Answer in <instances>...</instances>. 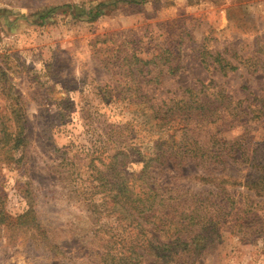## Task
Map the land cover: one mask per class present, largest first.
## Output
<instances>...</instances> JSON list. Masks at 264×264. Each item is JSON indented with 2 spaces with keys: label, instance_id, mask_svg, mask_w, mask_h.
<instances>
[{
  "label": "rangeland",
  "instance_id": "rangeland-1",
  "mask_svg": "<svg viewBox=\"0 0 264 264\" xmlns=\"http://www.w3.org/2000/svg\"><path fill=\"white\" fill-rule=\"evenodd\" d=\"M0 121L20 138L0 155V264H123L140 219L103 189L115 153L199 233L198 255L152 264H264V189L246 185L264 0H0ZM159 219L143 225L165 242Z\"/></svg>",
  "mask_w": 264,
  "mask_h": 264
},
{
  "label": "trees",
  "instance_id": "trees-1",
  "mask_svg": "<svg viewBox=\"0 0 264 264\" xmlns=\"http://www.w3.org/2000/svg\"><path fill=\"white\" fill-rule=\"evenodd\" d=\"M217 65L221 71L234 70L236 68L234 65L222 59L218 60ZM173 69L174 66H170V71H173ZM19 142L20 138H16V135H12L10 126L0 121V155L16 148ZM214 156L215 154H208L205 156V161H208V159ZM116 157H118L116 153L109 156V161L106 164L109 170L108 175L101 179L103 189L108 190V196L110 195L112 199H114V204L121 208L122 213L126 216H131L132 221L136 218L140 219V221L135 224L140 238L136 244L132 242L129 246L125 247L126 253L123 264H144L147 261H150V264H152L157 261L161 262L164 259L171 261V263H177L183 260L182 256L191 255L193 258L198 255L201 249L200 244L197 243L199 240V233L194 235L190 243L185 240L186 236L184 235L186 234L184 228H187L185 224L187 218L181 217L180 214H178V216L177 214L172 215V211H175V209L177 211L175 207L171 210L167 209L162 211V209L158 207L160 205L159 202L155 200L157 197L156 189H154L148 179H142L141 173L138 176L129 177L125 175L121 169H118L116 172L115 168L119 167V162L115 161ZM149 160L150 158L148 161ZM258 168L261 172L257 180L249 179L247 184H245L249 189L259 194L262 189H264V158L261 160L260 164H258ZM114 178H117V180ZM112 186H114V188H112ZM112 192L113 194H111ZM167 200L169 199L167 198ZM162 207L164 208L165 206ZM197 208L198 207L193 208L192 214L195 213V209ZM155 209L156 212L154 213ZM157 215L161 218L159 219L160 223L166 224L167 227H172L171 234L165 242H161L159 236L154 235L153 228L149 230L143 225L149 217L158 218ZM191 215L189 216L191 219L189 223L195 225L196 222L194 221H197L198 218H196V216L193 218ZM142 237L148 239V241L146 242ZM144 243L147 244V248L150 252L144 253ZM111 259L116 258L111 257ZM117 260H121V258L118 257Z\"/></svg>",
  "mask_w": 264,
  "mask_h": 264
}]
</instances>
